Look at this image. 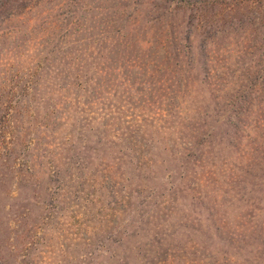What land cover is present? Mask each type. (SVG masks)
Wrapping results in <instances>:
<instances>
[{"label": "rangeland", "instance_id": "374dc122", "mask_svg": "<svg viewBox=\"0 0 264 264\" xmlns=\"http://www.w3.org/2000/svg\"><path fill=\"white\" fill-rule=\"evenodd\" d=\"M179 1L0 0V264H166L167 252L176 254L174 264H264V171L260 178L209 185L223 218L216 208H198L188 193L190 209L173 212L81 181L114 149L110 135L108 143L98 135L110 123L111 105L114 113L138 97L124 87L123 56L139 52L127 40L146 42L147 22L163 19L164 7L178 10ZM227 1L207 0L212 23L227 25L226 35L236 29L235 39L224 42L226 66L237 68L238 52L241 65L264 66V2L240 0L232 11ZM237 15L242 21L234 27ZM82 67L91 70L87 82L78 77ZM90 85L97 98L113 103L103 110L87 106ZM263 136L264 128L257 138ZM261 147L257 141V154ZM58 163L80 178L69 184L79 194L61 210L51 197L57 186L44 174Z\"/></svg>", "mask_w": 264, "mask_h": 264}, {"label": "trees", "instance_id": "16d2710c", "mask_svg": "<svg viewBox=\"0 0 264 264\" xmlns=\"http://www.w3.org/2000/svg\"><path fill=\"white\" fill-rule=\"evenodd\" d=\"M229 1L231 10L237 11L240 0H228L227 5ZM177 4L181 7L176 11L164 7L169 13L165 12L159 22H147L146 33L151 36L146 42L127 40L128 49H139L138 53L127 51L123 56L125 69L129 70V76L123 77L124 87L137 91L136 99L131 97L124 105L114 107L113 113V100L97 98L96 86L85 87L91 99L87 106L92 102L103 110L112 104L110 125L101 126L98 135L103 136V143H108L110 135L114 149L109 159H102L96 172L89 171L81 181L98 183L114 197L125 196L131 202L143 199L153 202L158 210L173 212L190 209L183 196L188 193L198 208H216V215L220 213L223 218L225 212L209 185L263 177L264 141L257 135L264 128V66L253 60L241 65L238 52L237 68L230 70L223 47L227 38L235 39L236 29L226 35L227 25L212 23V7L208 8L207 0H180ZM242 16L237 15V24ZM139 71H144L142 80L131 81L130 76ZM90 72L82 67L77 74L81 78L83 74L87 82ZM257 141L262 146L258 154ZM242 152L244 158L240 157ZM47 154L52 153L47 150ZM55 168L44 174L50 184L57 186L51 197L61 210L78 193L69 184L80 178L67 174L60 163ZM109 182L110 190L105 186ZM167 255L171 258L166 264H174L176 254ZM187 263L196 264L193 260Z\"/></svg>", "mask_w": 264, "mask_h": 264}]
</instances>
